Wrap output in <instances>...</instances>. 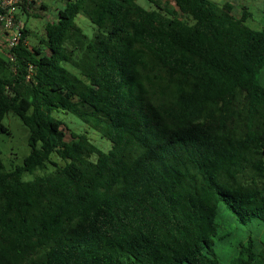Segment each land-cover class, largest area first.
I'll return each mask as SVG.
<instances>
[{
  "label": "trees",
  "instance_id": "1",
  "mask_svg": "<svg viewBox=\"0 0 264 264\" xmlns=\"http://www.w3.org/2000/svg\"><path fill=\"white\" fill-rule=\"evenodd\" d=\"M148 1L70 0L0 48V131L14 112L31 149L12 169L0 149V264H264V28Z\"/></svg>",
  "mask_w": 264,
  "mask_h": 264
},
{
  "label": "rangeland",
  "instance_id": "2",
  "mask_svg": "<svg viewBox=\"0 0 264 264\" xmlns=\"http://www.w3.org/2000/svg\"><path fill=\"white\" fill-rule=\"evenodd\" d=\"M30 7H26L24 15H21L22 11L19 9L18 19L22 22V26H27L30 30L29 40L33 44H40L39 38L45 37L46 30L45 24L47 19L56 20L58 18L57 13L46 16V13H53L56 9H64L67 6V3L70 0H44L47 3V8H42L39 0H33ZM146 7H151V4L148 0H138ZM163 3L167 2L172 7L176 8V5L171 0H161ZM218 3L222 4L228 2L233 6L232 13L239 17L242 15L243 11H249L250 16L246 23L257 29L264 28V0H215ZM48 9V10H47ZM29 13V14H27ZM77 23L83 28L84 32L88 36H93L97 31L96 25H94L87 17L79 15L76 18ZM3 31L0 29V48H3L1 42L3 41ZM55 116L60 117L63 122L66 124L64 127L66 132V139H71V132L84 133L87 134L90 139L98 145L102 150L108 152L111 148V142L103 138L96 130L90 128L86 123L81 119L76 117L74 114L65 111L54 112ZM3 123L8 128V132L0 131V149L2 151L3 162L7 169H12L18 165L24 163L25 158L30 153L29 145V128L23 123L22 119L15 114L14 112H8L4 119ZM54 159H57L53 156ZM61 163H63L61 161ZM53 167L48 166V171ZM26 177H30L29 174ZM32 177V176H31ZM229 230V229H228ZM230 251L233 252L232 245L227 246ZM227 256L228 252L225 250L222 254Z\"/></svg>",
  "mask_w": 264,
  "mask_h": 264
},
{
  "label": "built area",
  "instance_id": "3",
  "mask_svg": "<svg viewBox=\"0 0 264 264\" xmlns=\"http://www.w3.org/2000/svg\"><path fill=\"white\" fill-rule=\"evenodd\" d=\"M22 2L23 0H0V7L2 9L0 14V29L4 34L3 41L1 42L3 52H8L21 40L24 27L18 19V15Z\"/></svg>",
  "mask_w": 264,
  "mask_h": 264
},
{
  "label": "crops",
  "instance_id": "4",
  "mask_svg": "<svg viewBox=\"0 0 264 264\" xmlns=\"http://www.w3.org/2000/svg\"><path fill=\"white\" fill-rule=\"evenodd\" d=\"M40 2H42V4H41V6L43 5V7L42 8H47V3L44 1V0H39ZM48 10V9H47ZM59 10L60 9H56L53 13H51V14H49L48 12L46 13V16L47 17H49L50 15H53V14H56L57 13V15H58V13H59ZM27 14H29V13H27ZM21 15H24V13L22 12L21 13ZM57 20H58V18L56 19V20H51V19H47V22H57ZM46 22V23H47Z\"/></svg>",
  "mask_w": 264,
  "mask_h": 264
}]
</instances>
